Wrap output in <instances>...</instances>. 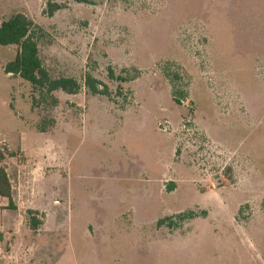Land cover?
Returning a JSON list of instances; mask_svg holds the SVG:
<instances>
[{
  "label": "rangeland",
  "instance_id": "374dc122",
  "mask_svg": "<svg viewBox=\"0 0 264 264\" xmlns=\"http://www.w3.org/2000/svg\"><path fill=\"white\" fill-rule=\"evenodd\" d=\"M60 3L47 17L43 0H0V23L41 28L50 76L80 84L41 97L6 77L17 47L0 46L18 205L0 264H264V0Z\"/></svg>",
  "mask_w": 264,
  "mask_h": 264
},
{
  "label": "trees",
  "instance_id": "16d2710c",
  "mask_svg": "<svg viewBox=\"0 0 264 264\" xmlns=\"http://www.w3.org/2000/svg\"><path fill=\"white\" fill-rule=\"evenodd\" d=\"M43 15L53 16L61 9L64 0H43ZM78 3L90 4L91 0H73ZM41 28L33 23L31 19L22 13H15L8 19L0 23V46H16L17 51L12 61L8 62L3 70L5 74L17 76L30 84L32 89L40 94L41 97H51L56 91H61L68 95L76 94L80 89V84L71 77L53 78L44 68L39 57L38 37ZM111 77L113 74L109 73ZM176 77V76H174ZM115 80L124 83L132 80L131 78L116 77ZM176 78L171 79L175 82ZM84 86L92 95L108 96V89L105 85L87 75L84 79ZM185 97L180 91H173L174 102L179 104ZM55 101V100H54ZM56 102V101H55ZM4 157L0 155V197L7 202L6 209L15 210L13 202V192L6 169L2 165ZM38 212L27 210V223L32 231H35L41 224L40 220L33 217ZM164 221V220H163Z\"/></svg>",
  "mask_w": 264,
  "mask_h": 264
},
{
  "label": "crops",
  "instance_id": "0c3cea01",
  "mask_svg": "<svg viewBox=\"0 0 264 264\" xmlns=\"http://www.w3.org/2000/svg\"><path fill=\"white\" fill-rule=\"evenodd\" d=\"M5 75H6V77H8L10 74H5ZM20 142H21V138H20ZM6 173H7V169H6ZM7 176H8V174H7ZM8 178H9V176H8ZM13 202H14V206H15L16 209L15 210L6 209L7 202H6L5 199H3V198L0 197V217L8 216L9 215L8 214L9 211L10 212H14V211L16 212V211H18V205L16 204L14 198H13ZM30 209H33V208H30ZM2 214H3V216H2Z\"/></svg>",
  "mask_w": 264,
  "mask_h": 264
},
{
  "label": "built area",
  "instance_id": "2783aa9c",
  "mask_svg": "<svg viewBox=\"0 0 264 264\" xmlns=\"http://www.w3.org/2000/svg\"><path fill=\"white\" fill-rule=\"evenodd\" d=\"M13 151L12 145L5 139L0 137V155L6 157Z\"/></svg>",
  "mask_w": 264,
  "mask_h": 264
}]
</instances>
